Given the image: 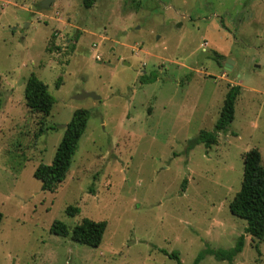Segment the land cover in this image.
<instances>
[{
    "label": "rangeland",
    "instance_id": "1",
    "mask_svg": "<svg viewBox=\"0 0 264 264\" xmlns=\"http://www.w3.org/2000/svg\"><path fill=\"white\" fill-rule=\"evenodd\" d=\"M42 2L0 0V264H178L163 249L192 264L241 234L231 264H264V239L229 209L244 153L257 148L264 164V0ZM32 72L55 99L45 118L26 104ZM233 85L228 130L187 150ZM79 108L89 118L68 174L44 190L34 171ZM85 218L107 221L97 247L50 231Z\"/></svg>",
    "mask_w": 264,
    "mask_h": 264
},
{
    "label": "trees",
    "instance_id": "2",
    "mask_svg": "<svg viewBox=\"0 0 264 264\" xmlns=\"http://www.w3.org/2000/svg\"><path fill=\"white\" fill-rule=\"evenodd\" d=\"M95 1L84 0V5L89 8ZM219 57L221 58L216 53L217 60ZM156 79V73L153 75L144 74L140 77L141 82H152ZM239 93V85H233L228 89L214 128L212 130L202 129L198 135L189 139L187 150L200 143L211 146L218 142L219 132L227 131L235 118V102ZM24 95L27 106L33 112L41 114L43 118L50 114L55 99L47 84L35 72H32L26 80ZM88 118V109H76L65 127L64 135L57 146L52 163L41 162L35 169L34 176L40 180L42 189L54 191L66 178L78 147V141L87 127ZM243 160L244 171L241 187L230 201L229 209L232 214L246 220L245 233L261 241L264 239V164L257 148L246 151ZM79 211L80 207L76 205H69L66 208V213L71 216L76 215ZM2 219L3 213L0 211V224ZM106 227V220L85 218L73 229H70L64 221L57 219L52 223L50 231L53 234L70 236L74 241L97 247L103 240ZM244 244L245 235L241 234L232 247L213 248L207 246L196 256L192 264H199L207 255L213 256L218 261H227L231 264L242 251ZM256 247L258 248V245ZM162 251L176 259L178 264H182L179 252H169L165 249Z\"/></svg>",
    "mask_w": 264,
    "mask_h": 264
},
{
    "label": "water",
    "instance_id": "3",
    "mask_svg": "<svg viewBox=\"0 0 264 264\" xmlns=\"http://www.w3.org/2000/svg\"><path fill=\"white\" fill-rule=\"evenodd\" d=\"M52 0H43L42 2V5L45 6V7H48L50 5ZM231 61V60H229ZM228 64V63H227ZM87 96H91L93 98H100V96H98L95 92L93 91H83L81 92L80 94L76 95L77 98H84V97H87Z\"/></svg>",
    "mask_w": 264,
    "mask_h": 264
}]
</instances>
